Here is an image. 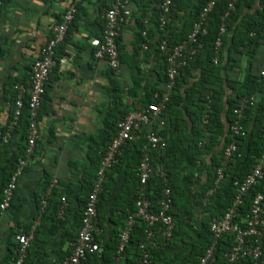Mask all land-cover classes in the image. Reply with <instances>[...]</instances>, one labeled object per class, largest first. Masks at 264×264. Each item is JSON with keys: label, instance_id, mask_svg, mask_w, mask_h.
I'll return each mask as SVG.
<instances>
[{"label": "crops", "instance_id": "crops-1", "mask_svg": "<svg viewBox=\"0 0 264 264\" xmlns=\"http://www.w3.org/2000/svg\"><path fill=\"white\" fill-rule=\"evenodd\" d=\"M109 1L77 2L78 10L71 27L55 49L57 63L49 73L37 119L39 138L18 177L9 208L0 211V264H12L16 236L28 233L32 227L34 236L27 264H59L71 252V240L76 238L80 227L81 205L86 201L84 189L96 170L95 152L113 133L109 122L120 119L129 108H139L148 93L163 88L164 64L157 50L159 36L155 24L149 21L150 10L160 0L130 1V16L121 24L118 35V72L109 67L106 59L94 57L95 44L101 38L102 13ZM74 2L0 0V133L11 125L9 119L17 98L14 85L22 84L28 90L30 70L49 38V25L61 21ZM176 20L171 21V27L180 31L186 17ZM240 65L239 72L232 70L230 75L241 82L245 75V57L241 58ZM25 96L28 97L27 93L22 99ZM113 96H118L120 102L114 105ZM23 145L17 136L11 146L8 168ZM125 180L126 175L122 173L105 202L107 220L100 237L101 246L96 257L94 254L87 258L89 264H110L102 256L104 245L112 230L119 231L122 223L117 220L119 212H114L110 220L109 210ZM52 182L51 190H65L66 206L59 209L55 220L42 222L46 204L43 202L50 195ZM61 199L62 196L57 197L60 204ZM57 200L53 198V205ZM189 252H182L162 264H191ZM126 257L121 264H135L132 249Z\"/></svg>", "mask_w": 264, "mask_h": 264}, {"label": "trees", "instance_id": "trees-1", "mask_svg": "<svg viewBox=\"0 0 264 264\" xmlns=\"http://www.w3.org/2000/svg\"><path fill=\"white\" fill-rule=\"evenodd\" d=\"M206 1L172 0L169 13L164 16L163 25L160 21L162 0L150 10L149 21L155 24L159 36L157 50L164 64L161 79L163 88L148 93L139 108L157 102L158 99L154 97V93L160 94L166 83V55L159 50L160 42L165 40L168 49L183 42L190 33L194 21L198 19L199 12ZM231 1L218 0L209 13L207 33L200 37L202 46L196 57L188 61L187 65L180 70L171 89L169 100L159 116V120L163 121L164 124L159 134L165 137L167 148L151 154L153 161H157L156 166L163 165L168 175V186L173 206L171 214L175 221V228L172 239L166 246L148 249L149 264H162L165 260L186 251H190L188 257L192 259L191 264H196L211 245H213V255L208 264H222L226 259L225 255L234 245L233 237L229 234H224L214 241L209 223L212 219L220 218L225 213L234 197L232 182L241 180L249 173L264 147V120L262 118L264 112V77L260 75L264 69V0H238L235 3L234 10L229 12L224 19L225 34L221 39V47L216 62H214V42L218 36L221 17L228 11V5ZM75 6L77 14L78 5ZM184 17L186 20L180 31L174 30L171 27V21L176 18L181 21ZM71 24L68 26V31ZM242 57L246 58V67L244 78L240 82L231 77L230 72L232 70L239 72ZM249 96H254L256 103L244 109L242 120L244 135L234 136L230 132V124L234 117L233 110L238 107L242 97ZM119 102L120 98L113 96L114 105ZM13 106L15 107V102H13ZM130 111L132 109L129 108L120 119L109 122V129L113 133L111 138L108 137L107 143H103L100 149L95 152L96 170L100 155L116 134L117 123ZM205 112L208 113V123L203 128L201 117ZM13 115L14 111L12 110L9 124L14 120ZM28 125V97L25 96L20 114L7 142L2 140L6 129L0 133L1 194L15 168L17 159L24 154ZM17 136L24 142V145L20 152L14 154L12 167L8 168L11 146ZM231 141L235 142L237 151L229 161L222 180L216 186L214 184L216 170L221 164L224 147ZM145 142L146 140L142 135L135 141L127 142L124 145L123 153L118 156L117 162L106 174L97 213V225L101 229V233L97 237L99 244L105 229L104 221L107 220L104 205L122 173L126 175V180L109 210V218L112 220L113 213L119 212L117 220L122 223L123 227L128 213L133 212L136 208V196L139 189L137 167L141 159V148ZM95 174L84 189L85 199L90 192ZM161 189L160 180L152 176L146 196L153 209L157 207V199ZM210 189L213 190V193L207 196L206 193ZM254 191L264 194V169L263 179ZM64 193V189L63 192L56 189L51 190L42 209V222L45 219L55 220L62 204L57 200V197L61 198ZM64 196L67 195L64 194ZM53 198L57 200L54 205ZM85 203L86 201L83 200L81 213ZM249 204L250 197H245L243 204L239 207L240 216L244 215ZM200 216L202 217L198 222ZM145 229L146 224L143 221L138 220L135 223L129 243L122 253V258H127V252L132 249L135 264H137L140 255L138 246L143 241ZM120 230H112L109 241L104 245L102 256L106 263L115 264L114 257ZM190 232H193L194 235L191 236ZM74 240L72 239L71 242ZM94 254L96 257L98 251ZM94 254L88 255L87 258ZM29 256L30 249L28 247L24 264H27ZM87 263L89 264L88 261ZM240 263L252 264V261L242 259L234 264Z\"/></svg>", "mask_w": 264, "mask_h": 264}, {"label": "built area", "instance_id": "built-area-1", "mask_svg": "<svg viewBox=\"0 0 264 264\" xmlns=\"http://www.w3.org/2000/svg\"><path fill=\"white\" fill-rule=\"evenodd\" d=\"M80 1L75 0L66 9L61 21L49 25V38L40 48L38 56L31 67L28 90L22 84L14 85V90L17 92L14 120L6 129L2 137L3 142H7L10 138V133L23 106L22 96L24 93L28 95L29 125L24 154L17 159L15 168L2 189L0 211H5L9 208L16 190L18 177L27 166L28 159L32 155L36 141L39 138L38 111L43 101L49 73L57 63L55 49L57 45L63 42L68 31V26L76 14L75 5ZM217 1H206L199 12L198 19L194 21L190 33L183 42L171 49H168L165 40L160 42L159 50L166 55V83L164 89L160 94L154 93V97L158 99L157 102L130 111L117 123L116 134L107 145L105 151L100 155L95 178L82 210L80 227L75 240L71 243V252L59 264H88L87 256L99 251L100 244L97 237L101 233V229L97 225V213L106 174L117 162L118 156L123 153L124 145L127 142L137 140L141 135L145 138L146 142L141 148V159L137 167L139 189L136 196V208L133 212L128 213L124 226L118 234L116 255L114 257L115 264H120L122 253L129 243L131 232L138 220L146 224V229L143 241L138 246L140 255L137 264H149L148 249L166 246L171 241L175 221L171 214L173 206L168 186V175L163 165L156 166L157 161H153L151 153L167 148L165 137L159 134L164 125L163 121L159 120V116L169 100L171 89L180 70L198 54L202 46L200 37L207 33L208 15L215 7ZM237 1L232 0L228 5V11L221 17L218 36L214 42V62H216L218 51L221 47V39L225 34L224 19L229 12L234 10ZM171 2L172 0H162L161 25L164 24V16L169 13ZM129 16L130 0H111L109 6L102 13L101 38L95 44L94 57L96 59H106L109 67L115 72H118L120 67L117 46L119 30L123 21ZM142 34L146 36V31H143ZM143 48H147V43H145ZM260 75L264 77V69L260 72ZM255 103L256 98L254 96L242 97L240 99L238 107L233 110L234 117L230 124L232 135H244L242 127L244 109ZM262 118L264 120V112L262 113ZM207 123L208 113L205 112L201 117V126L205 128ZM236 151L237 147L234 141H231L224 147L221 164L216 170L214 182L216 186L222 180L223 173ZM263 169L264 147L249 173L241 180H234L232 182L234 197L225 213L220 218L212 219L209 223L214 241L224 234H229L233 237L234 245L225 255L226 259L222 264H234L242 259H250L252 264H264V194L254 191L255 187L263 179ZM152 176L158 178L162 184L155 209L152 208L151 202L146 196L148 184ZM53 185V182L49 185V191H51ZM212 193L213 190L210 189L206 195L210 196ZM245 197H250V204L244 215L240 216L239 207L243 204ZM61 200V208L63 209L66 206L65 197L62 196ZM45 203L44 201L43 204ZM33 231L34 227L28 233L21 232L16 236L17 245L12 264H24L29 243L34 236ZM212 255L213 245L206 249L196 264H208Z\"/></svg>", "mask_w": 264, "mask_h": 264}]
</instances>
